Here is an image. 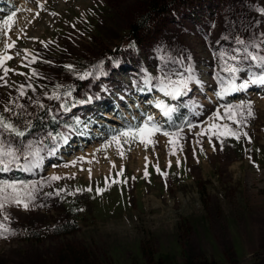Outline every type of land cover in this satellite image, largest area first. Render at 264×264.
I'll list each match as a JSON object with an SVG mask.
<instances>
[{"label": "rangeland", "instance_id": "1", "mask_svg": "<svg viewBox=\"0 0 264 264\" xmlns=\"http://www.w3.org/2000/svg\"><path fill=\"white\" fill-rule=\"evenodd\" d=\"M155 1L159 0H0V22L16 13L7 35L0 26V55L13 57L0 67V112L14 103L23 105L15 108L20 112L29 108L24 115H34L40 108L36 103H42L44 117L51 114L58 121L53 135L68 137L54 154L42 152L43 160L31 171H0V180L40 182L28 210L9 206V220L0 215V222L14 233L0 237V264H192L204 259L264 264V86L216 95L221 88L217 77L225 85L229 80L221 71L227 56L239 55L233 50L242 47L237 38L253 54L261 52L264 0H195L193 5L179 0L181 4L172 7L177 20L172 12L153 15L149 28L136 34L137 53L116 47L96 78H69L76 87L72 95L79 101L91 97L90 102L77 103L64 113L60 105L69 97H46L68 57L96 58L116 42L132 46L126 31ZM186 7L195 11L186 12ZM12 41L15 46L6 49ZM244 66L264 74L254 61ZM189 67L192 72H186ZM5 68L10 70L7 75ZM162 68L173 79L175 73H183L193 75L195 82L172 99L152 87L158 81L144 84L146 75L159 77ZM237 77L238 84L248 78V71ZM158 100L177 106L174 119L169 121L154 108ZM249 100L254 115L245 116L246 123L213 118L220 105ZM102 107L114 118L101 114ZM148 115L166 131L180 130L182 151L171 154L169 138L161 133L147 148L134 143L128 151L125 145L123 158L115 145L101 147L114 130L143 123ZM212 123L229 124L240 139L213 136L217 129L209 127ZM201 131L203 135H196ZM48 133L34 132L22 139L26 143ZM45 143L54 147L50 139ZM154 165L167 174L158 173ZM52 175L60 179L48 181ZM87 188L93 190L84 191ZM96 188L106 190L97 195ZM60 189L64 191L56 195ZM49 192L53 195H45ZM73 209L77 227L54 231ZM25 228L43 229L45 237L26 239Z\"/></svg>", "mask_w": 264, "mask_h": 264}, {"label": "snow or ice", "instance_id": "2", "mask_svg": "<svg viewBox=\"0 0 264 264\" xmlns=\"http://www.w3.org/2000/svg\"><path fill=\"white\" fill-rule=\"evenodd\" d=\"M19 11V9L17 10ZM16 13H12L8 15L2 22H0V26L5 29L4 34L7 35V30L12 26L15 22L14 17ZM237 45L242 47H238L233 51L238 53L239 55H229L225 60L224 65L221 68V71L228 73L229 80L225 85V81L217 77L220 80L221 88L220 91L216 93L218 97H223L226 94L242 91L249 88L250 85H261L264 86V74H256L252 72L250 69H247L244 64L248 61L256 62V65L264 70V55L253 54L249 51L248 46L245 41L237 38ZM15 46V41L5 44L6 49H11ZM258 47V46H254ZM225 53H220V58H225ZM12 56L7 54L0 55V67L4 65L6 60L12 59ZM236 61L235 64H230L228 61ZM102 63V62H101ZM68 69H72L73 66L66 65ZM100 66L97 65V68ZM9 69H4L5 75ZM193 69L191 67L186 69V72H192ZM248 71V78L243 80L240 83H236L237 74ZM162 75L159 77H152L151 75H146L144 79V84L148 85L153 80L158 81V84H152V87H157L159 91H161L165 96L171 97L172 99H177L184 95L189 87V82H195V77L193 75L185 76L183 73H175L176 79L172 78V74L165 72L164 69H161ZM93 73L84 72L78 75L79 79H85L91 76ZM4 77L0 76V80H3ZM23 87V86H21ZM57 89L62 88L63 86L57 85ZM24 93L21 92V95ZM72 90L68 89L63 92L57 91L49 99L60 100L62 97H71ZM91 97H89L88 101H75L72 105L73 107L77 103L90 102ZM152 103V102H150ZM16 107L23 108V105H16ZM41 108L44 105H40ZM61 109L64 111H69L67 102L62 103L60 105ZM155 107L160 109L162 115L168 120H171L173 113L177 111V106L166 104L163 100H158L155 102ZM221 109L223 110V114L221 115ZM49 111H51L49 109ZM4 112L12 113V117L19 118L23 115V113L13 112L12 108L5 107ZM254 115L252 111V102L249 101H240L236 104H224L220 105L217 111L213 113V118L218 120H228L233 124H241L246 123L244 117H252ZM55 119V117H53ZM135 119V118H133ZM79 124V120L76 121ZM32 127L31 120H25L23 128L17 126L16 123H13L12 118L5 116L3 113H0V171H10L13 169L23 170V171H31L33 168L37 167L39 163L43 160L42 152L47 150L48 154H54L55 147L59 146L60 142L67 143L68 137L65 136L64 133H56L53 135L51 132L48 133L47 137L39 139V140H29L26 143L23 142V139L27 132ZM187 127L191 130L194 126L189 123ZM211 129H217V131H213V136H231L235 139H240V135L237 131L233 130L229 124L217 125L215 123L210 124ZM220 128L225 129V131H219ZM157 133L163 134L165 137H168V145L171 147V154L175 155L176 150L179 148L182 151V147L179 145L180 139V130L176 131H166L163 126L155 122L153 116H146L143 123H130L126 124L125 127L116 129L113 131L109 139L102 145V148H107L115 145L118 150L121 158L124 156V146H128V151H131V147L134 143L142 144L145 148L149 146V144H154L155 141L152 139ZM203 131L196 133V135H203ZM245 137L247 133L243 134ZM46 139H50L54 147L48 148V145L45 143ZM250 139V138H249ZM99 150V149H98ZM215 151V146L213 147ZM147 160V157H145ZM75 164V161L71 162ZM179 161L177 164L179 165ZM171 162H169V165ZM67 166V165H65ZM155 170L161 175H166L167 173L163 172L158 165L153 166ZM91 175V170H89ZM122 173L117 172L116 175L119 176ZM145 175L147 176V171H145ZM60 179L59 176L52 175L47 178L48 181H55ZM119 181L113 180L112 183H118ZM40 184L39 181H12V180H0V215H3L4 221L9 220V216L5 214V209L9 206L22 207L25 210H28L34 200L36 199L35 193L39 191L37 185ZM107 184V180H106ZM92 188L84 189V191H92ZM106 188H96L95 192L97 195L104 192ZM64 191L60 189L56 192V195H59V192ZM77 192L81 191L80 189L76 190ZM75 193H69V195H74ZM47 196H52L53 193H45ZM82 211V209H81ZM6 234H14L12 230L8 227H5L3 222H0V237H5Z\"/></svg>", "mask_w": 264, "mask_h": 264}, {"label": "trees", "instance_id": "3", "mask_svg": "<svg viewBox=\"0 0 264 264\" xmlns=\"http://www.w3.org/2000/svg\"><path fill=\"white\" fill-rule=\"evenodd\" d=\"M193 1H195V0H187V3H190L191 5H193ZM177 4H178V6L181 4L179 0L177 2H175V0H161V1L159 0L158 2L157 1L152 2L151 5L149 6V8L147 9V11L145 13L140 14L138 16V18L135 20V22L132 23L130 25V28H128V30L126 31L127 35L131 38V43H132L131 47L134 48V50L137 49V47L135 45L136 34L139 31H144V30L149 28L153 15H156V17H162L164 14H166L168 12H172L173 13L172 16H174L175 11L172 7L173 6L176 7ZM191 9H192V7H186L185 11H190ZM261 46H262V48H260L261 52L259 54L264 55V41H263ZM116 47H119L120 49H125L126 46L123 47L120 44V42H116L114 47L107 50L110 52H107L104 50L102 55L100 53L96 58L91 57L88 60L87 59H81V57H78V56L77 57L76 56L68 57L67 58L68 62L66 65L73 66L72 69L70 70V69L65 67L66 65H64V68L60 72V78H58L56 80V82L53 84V86H51L47 89V96L50 97L54 93H56L57 91L68 90V89H71L72 92H74L75 88H74L73 82L71 80H69V78L71 76H73L74 79L82 80V79L78 78V75L82 74L84 72H91V73H93L91 75V77H94L97 74L98 69L104 64L105 60L112 56V54H110V53L112 51H114L116 49ZM199 59L206 61V59L201 55H199ZM97 65H99L100 67L97 68ZM203 81H210V80L203 78ZM57 85H61L63 87L60 89H57V87H56ZM51 100H55V99H51ZM75 101H77V99H76L75 95H72L70 97V101H65V102H67V105H69V104L72 105L75 103ZM40 105L41 104H39L38 106L40 107ZM8 107L12 108L13 112H19V113H22L23 111L29 110V108H28L27 110H23L22 112H20L19 110L15 109L16 106L14 103H12ZM45 111H46V109L40 107L35 111L34 115H30V114L24 115L23 114L19 118H14V117H12V114H11L10 118H12L13 123H16L17 126L20 128H23L25 120H31L32 121V127L26 134V136H29L32 132H35V131L51 130L52 128L54 129L56 120L53 119V117L51 115L44 117ZM0 113H3L5 116H7V114L4 111H2ZM173 115H174V113H173ZM75 202H77V199L75 200ZM76 212H77V210H75V209L67 212L69 215H67L65 217V219L60 224H58L54 227V231H56L57 233H66L69 230L75 229L77 227V219L74 217ZM45 232L46 231L43 229L25 228L23 230V237L26 239L39 240V239H42L43 237H45V235H44ZM84 264H86V263H84ZM87 264H89V263H87ZM156 264H162V263L156 262ZM192 264H220V263L215 261V260L204 259V260H200L198 262L192 263Z\"/></svg>", "mask_w": 264, "mask_h": 264}, {"label": "bare ground", "instance_id": "4", "mask_svg": "<svg viewBox=\"0 0 264 264\" xmlns=\"http://www.w3.org/2000/svg\"><path fill=\"white\" fill-rule=\"evenodd\" d=\"M208 92V91H207ZM242 92H244V90H242V91H236V92H232V93H229V94H226V95H230V94H237V93H242ZM246 93H249V94H251V95H254L255 93H258V91H255V90H253V91H250L249 92V90H247L246 91ZM154 108H155V105H154ZM102 114H104L105 116H107V117H113L114 118V114H112V112L110 113V112H108V110H106V111H104V112H102ZM129 116V115H128ZM100 120H102L103 122H109V121H106V120H104V118H100ZM108 120V119H107ZM145 119H143V121H144ZM72 144H74V143H72Z\"/></svg>", "mask_w": 264, "mask_h": 264}]
</instances>
